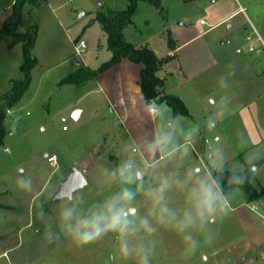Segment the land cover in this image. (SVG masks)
Here are the masks:
<instances>
[{
	"label": "rangeland",
	"instance_id": "obj_1",
	"mask_svg": "<svg viewBox=\"0 0 264 264\" xmlns=\"http://www.w3.org/2000/svg\"><path fill=\"white\" fill-rule=\"evenodd\" d=\"M240 2L243 1L163 0L162 9L141 3L133 24L125 30V38L136 47L151 38L157 41L159 50L166 41L164 37L168 44L169 40L175 42L171 37L187 42L169 84L173 92H187L197 120L178 118L168 106L152 104L154 108L159 105L155 125L158 130L173 133V145L178 149L174 156L153 164L150 157L137 151L94 81L80 87L62 84L64 78L81 68L78 63L97 69L111 59L107 35L96 15L102 8L125 10L128 0H38L35 5L25 6L19 32L35 34L33 56L39 63L32 70L29 89L8 112V134L0 147V204L10 206L8 210L0 209V253L6 251L0 264H5V259L10 264H136L135 257L120 258L115 234L81 248L58 230L62 208L87 214L94 203L124 187L111 173L128 161L145 173L142 187L130 186L137 193L134 203L141 217L149 216L148 190L187 164L193 163L190 169L199 168L204 174L203 161L213 166L217 152L222 157L221 166L239 172L247 169V159L258 156L260 170L253 184L264 187V54L256 57L255 44L257 41L261 47L262 43L243 13L215 26L223 16L239 9ZM14 3L15 0H0V25L11 14ZM81 40L86 41L87 49L77 55L75 47ZM11 41L0 35V98L12 88L13 80L23 78L22 44L9 49ZM244 41L248 45L239 54ZM206 47L216 61L206 55ZM221 78L228 87L219 83ZM213 99L215 104L211 103ZM75 107L83 110L78 119L72 117ZM221 111L223 119L218 115ZM213 122L220 125L219 130L199 134ZM145 137L151 140L152 132ZM259 140L261 144L254 146ZM52 155L58 158L57 166L48 161ZM74 167L85 174L88 184L73 192L71 202L56 199ZM21 179L30 182L29 191L18 189L17 181ZM171 180L173 187L167 193V203L182 213L187 207L185 194L178 180ZM237 193L242 195L240 190L235 196ZM238 203L237 199L232 201L233 205ZM254 204L264 213V202ZM240 209H231L216 225L209 226L213 228L210 240L202 237L197 228L189 229L188 233L201 241L191 253L186 252L181 235L164 229L150 216L157 228L155 235L140 232L130 242L142 243L149 250L151 264H255L247 245L253 232L246 224L247 220L260 218L248 208L245 214ZM46 235L58 238L48 242Z\"/></svg>",
	"mask_w": 264,
	"mask_h": 264
},
{
	"label": "clouds",
	"instance_id": "obj_2",
	"mask_svg": "<svg viewBox=\"0 0 264 264\" xmlns=\"http://www.w3.org/2000/svg\"><path fill=\"white\" fill-rule=\"evenodd\" d=\"M219 83L223 87H228L224 78ZM211 103L215 104L213 99ZM147 107L151 111L147 114L149 117L158 112L159 105L152 107V102H148ZM218 115L224 118L223 111ZM183 115L177 113L180 118ZM172 128V125H168ZM216 128V123L208 125L209 130ZM137 139V149L146 152L148 157L156 161L168 159L178 151L173 145V133L166 130H153L152 139L146 137ZM147 158V157H146ZM259 157L247 159V175H233L229 179L232 185L231 191L226 193L221 186V182L211 175V172L201 174L199 168L189 171L186 182L177 181L180 190L185 194L187 207L182 213L174 211L167 203V193L173 187V182L169 176H165L157 187L146 192V196L151 201L149 216L155 219L156 223L166 230H171L177 235H181L186 245V252H194L200 245L190 233L189 229L197 228L202 237L210 240L213 228L218 220L225 218L231 210V200L244 185L252 182L260 170L258 164ZM222 157L219 152L213 159V167L219 170L221 168ZM144 171L138 169L132 162L128 161L117 166L111 173L113 179L119 178L124 187L110 197L94 203L87 211V214H76L74 208H62L58 213V230L75 246L85 247L104 239L110 234H115L119 240V256L123 260H130L135 257L136 264H151L149 250L144 245H133L131 238L143 232L146 236H153L157 228L153 225L149 216L141 217L139 209L134 201L136 191L130 186L136 184L138 188L142 187ZM18 189L29 191L30 182L23 179L17 181ZM65 202H71V198H65ZM58 236L49 238L48 242L56 240ZM153 253L155 248L153 246Z\"/></svg>",
	"mask_w": 264,
	"mask_h": 264
},
{
	"label": "trees",
	"instance_id": "obj_3",
	"mask_svg": "<svg viewBox=\"0 0 264 264\" xmlns=\"http://www.w3.org/2000/svg\"><path fill=\"white\" fill-rule=\"evenodd\" d=\"M38 0H15L12 6L11 14L0 28V35L12 39L8 48L22 44L24 62L20 67L23 78L12 81V88L0 98V147L4 145L5 138L8 134L6 125L8 112L16 106L32 82V70L37 66L38 59L33 56L35 46V34L29 31L26 34L19 32L22 23V15L27 4L35 5ZM141 3H148L157 8H163V0H128V6L125 10H114L111 8H102L97 12L96 19L102 25L107 35L108 49L112 57L104 62L99 68L91 69L82 67L76 72L70 74L62 80V84H72L78 87L94 81L101 74L123 60L142 66L140 86L146 103L165 104L177 113L189 117L190 113L183 100L176 95H169L163 92L164 81L158 76V72L169 63V59L159 58L149 45L136 47L128 42L125 38V30L133 24V16ZM169 46L175 49V45L169 40ZM211 175L221 182V186L226 193L231 191L232 185L229 179L233 173L237 175H247V169L244 171H232L229 169L222 170L211 168ZM243 195V202L254 204L264 202V187L257 188L253 181L244 185L240 189Z\"/></svg>",
	"mask_w": 264,
	"mask_h": 264
},
{
	"label": "crops",
	"instance_id": "obj_4",
	"mask_svg": "<svg viewBox=\"0 0 264 264\" xmlns=\"http://www.w3.org/2000/svg\"><path fill=\"white\" fill-rule=\"evenodd\" d=\"M215 1L216 0H213V2ZM242 1L243 2H240L239 9L223 16L220 20L216 22L215 26L224 22L226 23L229 22L230 19L236 14H242V13L245 14L246 18H248L249 21L253 24L256 33L259 37V40L262 43L261 47L258 46L257 41L255 43L257 45L256 57H258L259 55L264 54V0H242ZM2 26L3 24L0 25V27ZM209 31L210 29L198 36H202ZM164 38L166 41L162 45V48L160 50L157 49L156 46L157 41H154L152 38L143 41L141 45L138 46V48L141 46L149 45L159 58L169 59V63L166 64L158 72V76L165 83L163 87V92L165 94L179 96L183 100L184 104L186 105L190 113L189 117H185V116L182 117L190 118L195 122L197 119L191 110V104L187 96V92H173L171 91V85L169 84V78L171 75H173L172 70L174 68L177 69L178 67L177 60L179 58V53L182 51V48H184L187 42H183V41L181 42L179 38L171 37L175 41L174 42L175 49H172L167 42L168 38L166 37ZM244 42L242 43V47L237 51L239 54H241L242 49L247 47L248 45L246 41ZM204 52H206V55L210 57L211 61H216V57H214L215 55L210 51L208 47L205 48ZM256 62H260V61H256ZM78 65L79 67L82 68L80 63H78ZM83 67H88V66L83 65ZM182 69L183 67L180 66V70ZM141 70H142L141 65L131 63L128 60H123L122 62L113 66L112 68H110L109 70H107L105 73L101 74L99 77H97L94 80V83L96 84V88L98 89L97 91H99L104 95L106 101L110 105L111 110H113L114 113L116 114V118L120 120L123 129L128 134L134 146L137 145L136 138L142 137L140 139H143V137L147 135V133L153 132L154 129L158 130V126L155 125L157 121L155 119V115L157 114V112L155 114H152L151 117L147 115L150 112V108L147 107L148 104L144 99V95L142 93L140 86ZM75 109H77V107H75L74 110ZM82 112L83 110H81V113ZM219 127L220 125L216 124L215 129L209 130L208 125L206 124L205 128L199 131V134L201 135L203 132L205 133L207 131H214L213 133H215L217 130H219L218 129ZM259 144H261V140H259L254 146H257ZM137 151L139 150L137 149ZM141 153L144 157H148V154L146 152H141ZM158 160L159 157L157 158L156 161L151 160L150 164H153ZM192 164H187L186 166L181 167L179 169V173L177 172V174H173L172 176H170V178L177 179L178 181L184 180L186 182L188 180V174L189 171L191 170L190 167L192 166ZM203 164H206L205 173L209 172L211 168H213L212 164H210L207 161H203ZM221 168L225 169L224 166H221ZM241 196L242 195H240V193H237V196L232 198L231 209L238 210L241 208L240 210L244 211L243 213L245 214V212H247L246 208H248V210L255 213L260 218L259 221L247 220L248 224H246V226L253 232V237L247 245L249 248H251V251L253 252L251 261L254 262L255 264H259V263L264 264V213L262 212V210H260L259 206H256V204H251L249 206V204L244 203ZM234 199H237V201L239 202L237 205L232 204V201ZM9 207L10 206L6 204L5 205L0 204V209L8 210ZM253 229H255V231ZM4 255H6V251L0 253V258H5ZM256 260H258L259 263ZM5 264H10L8 259H5Z\"/></svg>",
	"mask_w": 264,
	"mask_h": 264
},
{
	"label": "water",
	"instance_id": "obj_5",
	"mask_svg": "<svg viewBox=\"0 0 264 264\" xmlns=\"http://www.w3.org/2000/svg\"><path fill=\"white\" fill-rule=\"evenodd\" d=\"M80 115H81L80 109H76L72 113V117L74 119H78ZM87 184H88V179L85 176V174L78 168L74 167L69 173L67 179L62 182L61 188L57 193L56 199H62L66 197L71 198L75 190L82 188Z\"/></svg>",
	"mask_w": 264,
	"mask_h": 264
},
{
	"label": "built area",
	"instance_id": "obj_6",
	"mask_svg": "<svg viewBox=\"0 0 264 264\" xmlns=\"http://www.w3.org/2000/svg\"><path fill=\"white\" fill-rule=\"evenodd\" d=\"M241 10H242V9H241ZM242 11H243V10H242ZM201 24L206 25V22H205L204 20H201ZM255 32H256V30H255ZM248 39H250V37H248ZM86 49H87V43H86L85 40H81V41L76 45V47H75V50H76V54H77V55H81L82 53L85 52ZM249 50H250V51L252 50V45H250ZM153 108H154V107H153ZM150 111H151V109H150ZM9 113H10V111H9ZM153 114H155V113H153ZM62 122H63V123H66V119L63 118V119H62ZM63 129H64V130H67V127L64 126ZM48 161L50 162L51 165H53V166H57L58 158H57L56 155L48 156Z\"/></svg>",
	"mask_w": 264,
	"mask_h": 264
}]
</instances>
